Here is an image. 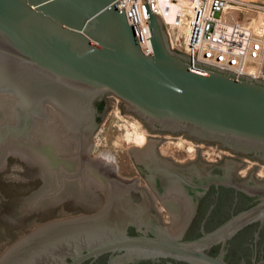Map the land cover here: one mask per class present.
I'll use <instances>...</instances> for the list:
<instances>
[{
  "label": "water",
  "instance_id": "water-1",
  "mask_svg": "<svg viewBox=\"0 0 264 264\" xmlns=\"http://www.w3.org/2000/svg\"><path fill=\"white\" fill-rule=\"evenodd\" d=\"M119 4L120 0H0V111L5 113L0 149L6 147L0 153L4 161L0 172L8 178L12 173L14 168L7 173L9 155L38 166L24 156L26 149L49 166L56 155L58 159L70 155L78 135L97 129L107 96L131 110L125 124L130 146L132 140L143 144L148 126L154 132L187 134L264 161V80L176 50L165 14H153L148 2L154 54H145ZM6 94L12 95V102ZM22 140L28 148L17 146ZM39 169L43 182L45 172ZM58 192L52 183L44 184L26 199L31 207H19L22 220L71 199L88 209L92 206L87 199L91 194L79 195L81 200L67 189L61 202L56 200ZM261 194L256 206L195 240L164 233L133 235L129 227L135 222L112 218L109 208L49 221L9 245L0 264H80L107 253L130 260L144 256L228 264L207 250L264 220Z\"/></svg>",
  "mask_w": 264,
  "mask_h": 264
},
{
  "label": "flooded vegetation",
  "instance_id": "flooded-vegetation-1",
  "mask_svg": "<svg viewBox=\"0 0 264 264\" xmlns=\"http://www.w3.org/2000/svg\"><path fill=\"white\" fill-rule=\"evenodd\" d=\"M5 97L12 102V95ZM114 100V96H107L101 103L94 133L76 135V143L69 149L71 154L64 153L59 159L56 155L51 167L33 157L34 151L26 149L24 140L16 143L26 149V158L35 160L44 170L43 185L52 183L57 187L56 200L63 202L61 195L67 189L81 200L79 195L85 198L91 194L87 197L90 209L57 212L44 218V223L109 208L112 218L135 222L129 227L133 235L156 237L164 233L180 240H195L216 232L261 202L264 161L187 134L154 132L146 125L149 131L143 134L142 145L131 139L132 145L126 152L116 154L108 150L96 154L94 139L100 126L106 124V114ZM4 114L0 111V124ZM5 150L6 147L1 148L0 153ZM46 177L51 180L45 181ZM207 253L228 264H264V220L258 219L226 240L216 242ZM117 255L120 260L115 259ZM80 264L193 263L144 256L130 260L123 254L107 253Z\"/></svg>",
  "mask_w": 264,
  "mask_h": 264
},
{
  "label": "built area",
  "instance_id": "built-area-1",
  "mask_svg": "<svg viewBox=\"0 0 264 264\" xmlns=\"http://www.w3.org/2000/svg\"><path fill=\"white\" fill-rule=\"evenodd\" d=\"M147 2L153 14H165L176 50L264 80V0H120L118 8L125 10L141 50L149 55L154 47Z\"/></svg>",
  "mask_w": 264,
  "mask_h": 264
},
{
  "label": "rangeland",
  "instance_id": "rangeland-1",
  "mask_svg": "<svg viewBox=\"0 0 264 264\" xmlns=\"http://www.w3.org/2000/svg\"><path fill=\"white\" fill-rule=\"evenodd\" d=\"M131 110L115 97L110 111L106 114V121L97 139L96 154L103 151L119 153L130 147L125 124ZM11 168H14L11 173ZM7 173L0 172V255L9 245L22 235L35 229L44 218H49L54 213H64L67 209L80 210L84 208L75 202L63 205L52 210L22 220L19 207H31L26 199L43 188L39 166L25 164V158L9 155ZM86 208V207H85ZM88 209V208H87Z\"/></svg>",
  "mask_w": 264,
  "mask_h": 264
},
{
  "label": "bare ground",
  "instance_id": "bare-ground-1",
  "mask_svg": "<svg viewBox=\"0 0 264 264\" xmlns=\"http://www.w3.org/2000/svg\"><path fill=\"white\" fill-rule=\"evenodd\" d=\"M176 9H177V7H176V6H174V5H172V6H171L172 13H174V14H175V12H176ZM106 156H107V155H106Z\"/></svg>",
  "mask_w": 264,
  "mask_h": 264
}]
</instances>
